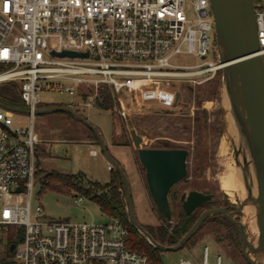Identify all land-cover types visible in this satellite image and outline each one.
<instances>
[{
  "label": "built area",
  "instance_id": "built-area-1",
  "mask_svg": "<svg viewBox=\"0 0 264 264\" xmlns=\"http://www.w3.org/2000/svg\"><path fill=\"white\" fill-rule=\"evenodd\" d=\"M188 1L193 20L186 16ZM253 1L264 62V0ZM211 32V0H0V84L18 82L29 110L24 126L0 109V264H152L148 253L129 247V230L118 218L50 220L43 206L33 210L38 92L77 94L87 108H100L107 93L123 120L151 109L149 103L175 109L182 86L202 85L223 68L220 59L173 63L181 53L206 59ZM64 51L87 56L58 55ZM178 264H211L208 248L201 262L181 258Z\"/></svg>",
  "mask_w": 264,
  "mask_h": 264
},
{
  "label": "rangeland",
  "instance_id": "rangeland-1",
  "mask_svg": "<svg viewBox=\"0 0 264 264\" xmlns=\"http://www.w3.org/2000/svg\"><path fill=\"white\" fill-rule=\"evenodd\" d=\"M185 11L188 20L195 18L196 14L190 1L186 2ZM210 36V50L206 59L181 53L173 58V63L195 66L219 59L222 63V57L227 55L218 44L216 33L211 32ZM231 82L234 85L232 77ZM185 86L186 90L175 109L166 111L157 103H149L146 108L151 109L143 110L142 114L134 115L128 120L121 119L115 110L85 107L80 103L77 94L39 91L38 98L45 106L70 107L96 127L109 154L126 172L136 217L142 226L156 227L162 220L149 194L145 170L140 164L132 141V129L143 138L142 147L154 148L167 144L171 148H187L190 151L188 175L170 193L173 213L177 215L183 210L180 197L184 192L199 190L213 193L216 206L228 208L230 214L243 223L248 241L254 246L251 234L252 231L257 232L256 216L254 213L249 216L246 209L242 211L243 202L249 205V201L246 199V188L236 166V152H239L242 159L241 142L234 120L226 117L230 111L235 115L227 76L222 68L208 85L191 87L186 83L182 88L185 89ZM210 86H216L217 93L210 94ZM14 116L15 121L21 119L22 125H28L27 113H15ZM137 122H142V128L137 127ZM238 125L243 131L239 122ZM34 127L40 139L37 152L39 178L46 173L57 172L65 175L83 173L88 180L102 184L111 180L112 172L108 169L111 161L103 154L93 130L83 121L66 112L56 111L36 114ZM93 149L98 152L95 156L90 153ZM228 191L233 192L234 197L227 195ZM122 192L124 195L123 189ZM77 198L74 191L68 194L49 188L42 190L37 178L32 206L33 210L38 205L43 206L45 218L50 220L68 219L89 223L108 221V217L96 203L88 198L77 203ZM196 211L200 216L204 208H198ZM175 221L173 218L172 222ZM226 235L222 225L217 221H210L204 224L183 248L161 250V260L163 264H178L181 258L201 262L207 247L211 264L217 263L218 256H221V264H249L242 253L239 233L237 245L232 244ZM1 248L2 251L5 249L3 245ZM247 251L252 258L253 251L249 248Z\"/></svg>",
  "mask_w": 264,
  "mask_h": 264
},
{
  "label": "water",
  "instance_id": "water-1",
  "mask_svg": "<svg viewBox=\"0 0 264 264\" xmlns=\"http://www.w3.org/2000/svg\"><path fill=\"white\" fill-rule=\"evenodd\" d=\"M211 5L217 41L227 55V57L223 56L221 60L222 64H227L223 67V71L229 81L232 105L236 118L248 139L257 170L258 199L256 204L258 209L257 226L259 230L257 249L249 243L243 223L238 218H234L226 207L204 210L177 245H160L138 222L126 172L111 157L96 127L67 106L38 109L36 110V114L56 111L66 112L74 115L93 130L101 145L103 154L115 166L122 178L123 190L132 224L155 247L160 250L181 249L200 230L208 217L221 215L239 230L242 241V253L247 262L249 264H259L250 257L247 251L248 248L252 251L264 250V62L261 55H259L260 45L257 37L255 4L253 0H211ZM58 55H69L72 57L87 56V54L70 51L58 53ZM231 77L235 87L232 85ZM0 107L14 113L29 112L27 109L7 105L1 101ZM130 133L140 164L145 170L146 183L152 202L158 210L159 215L165 221L172 222L173 211L170 203V193L188 175V157L190 151L187 148L142 147L143 138L138 135L135 129H132ZM213 198V193L191 190L181 195L180 202L185 213L192 214L201 205L210 202ZM244 206L245 202H243L242 208ZM13 248L14 245L12 246Z\"/></svg>",
  "mask_w": 264,
  "mask_h": 264
},
{
  "label": "trees",
  "instance_id": "trees-1",
  "mask_svg": "<svg viewBox=\"0 0 264 264\" xmlns=\"http://www.w3.org/2000/svg\"><path fill=\"white\" fill-rule=\"evenodd\" d=\"M219 71L222 70L220 69L217 72ZM212 79L207 80L203 84L208 85L212 81ZM210 88V94L217 93L216 86L215 88L210 86ZM102 96L103 101L100 105V108L103 110L116 111L111 95L104 93ZM0 101L7 105L26 109V105L23 99L21 98L20 85L18 82L15 81L0 84ZM50 107H52V105H38V109H48ZM136 125L137 127L142 128V122H137ZM94 136L97 139L95 134ZM154 148L171 147L167 144H162L159 146H155ZM111 172V180L106 184H102L98 181L88 180L83 173H78L76 175H65L57 172H50L46 173L42 178H39L38 169L36 175L42 185V190L49 188L57 192H63L68 194L74 191L77 197L88 198L92 202L96 203L99 206L101 212L108 218H118L129 230V247L148 253L152 259V264H163L161 260V250L152 245L130 221L128 204L126 203L125 194L123 195L122 192V178L116 169L112 170ZM216 207L218 206H216V203H214L212 199L210 202L201 205L199 208L209 209ZM198 217L199 216L197 211L192 214H187L184 210H182L177 215L173 213V218L176 219L175 223L167 222L160 216L162 220L161 224L157 225L156 227H143L160 245L175 246L181 241V239L185 236L189 229L195 224ZM210 221H217L219 225H222L227 232L226 238L229 239L232 244H238L237 237L238 233L240 236V232L230 221H228L221 215H214L208 217L204 221L202 226L206 223H209Z\"/></svg>",
  "mask_w": 264,
  "mask_h": 264
},
{
  "label": "bare ground",
  "instance_id": "bare-ground-1",
  "mask_svg": "<svg viewBox=\"0 0 264 264\" xmlns=\"http://www.w3.org/2000/svg\"><path fill=\"white\" fill-rule=\"evenodd\" d=\"M227 64H223L222 67L226 66ZM228 100V98H227ZM229 103V108L231 110V104L228 100ZM227 119H233L235 126L238 131L239 139L241 142V156L242 159L239 156V152H236V166L238 167L239 175L240 178L243 181V184L246 188V195L249 205H245L242 210H248L249 216L254 213L256 216V227H257V232L254 233L252 231V236L254 238V248H258V236H259V230L257 226V215H258V209H257V199H258V179H257V170H256V165L254 163L252 153H251V148L248 142V139L245 134H243V131L240 130L239 125H238V120L235 117V115L230 111V113L226 116ZM247 184V187H246ZM229 195H234L233 192L228 191L227 192ZM246 197V196H245ZM254 261H257L259 264H264V250H259L255 251L253 250V256H252Z\"/></svg>",
  "mask_w": 264,
  "mask_h": 264
},
{
  "label": "flooded vegetation",
  "instance_id": "flooded-vegetation-1",
  "mask_svg": "<svg viewBox=\"0 0 264 264\" xmlns=\"http://www.w3.org/2000/svg\"><path fill=\"white\" fill-rule=\"evenodd\" d=\"M186 193H188L187 191H186ZM226 194L227 195H229L227 192H226ZM229 196H231V197H234V195H229ZM181 198V197H180ZM209 209H211V208H209ZM204 210H207V209H204ZM229 210V209H228ZM243 211V210H242ZM201 215V214H200Z\"/></svg>",
  "mask_w": 264,
  "mask_h": 264
},
{
  "label": "crops",
  "instance_id": "crops-1",
  "mask_svg": "<svg viewBox=\"0 0 264 264\" xmlns=\"http://www.w3.org/2000/svg\"><path fill=\"white\" fill-rule=\"evenodd\" d=\"M39 145H40V144H39ZM127 146L131 147V146H130V145H128V144H127ZM131 148H132V147H131ZM103 184H105V183H103Z\"/></svg>",
  "mask_w": 264,
  "mask_h": 264
}]
</instances>
